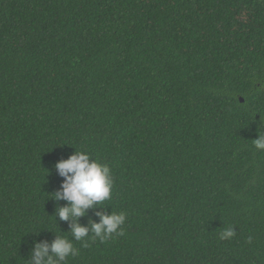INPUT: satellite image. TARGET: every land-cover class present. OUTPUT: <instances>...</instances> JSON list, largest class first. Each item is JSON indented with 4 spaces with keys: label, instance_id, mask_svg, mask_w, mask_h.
I'll return each instance as SVG.
<instances>
[{
    "label": "trees",
    "instance_id": "trees-1",
    "mask_svg": "<svg viewBox=\"0 0 264 264\" xmlns=\"http://www.w3.org/2000/svg\"><path fill=\"white\" fill-rule=\"evenodd\" d=\"M262 118L264 0H0V264L70 238L75 150L114 181L81 225L127 219L67 264H264Z\"/></svg>",
    "mask_w": 264,
    "mask_h": 264
},
{
    "label": "clouds",
    "instance_id": "clouds-1",
    "mask_svg": "<svg viewBox=\"0 0 264 264\" xmlns=\"http://www.w3.org/2000/svg\"><path fill=\"white\" fill-rule=\"evenodd\" d=\"M257 139L253 146L257 151H264V118L257 125ZM55 171L63 178L60 190L51 195L57 202L65 201L63 207L57 206L52 216L61 221L70 222V238L67 235H57L49 244L47 241H37L31 249L30 258L23 259L27 264H67L68 258L78 254L74 242H81L87 248L90 243L99 240L106 243L116 236H124L123 226L127 213L112 211L111 214L98 212L100 221L90 222L89 226L81 225L79 219L85 217L89 209L106 208L104 202L111 200L114 181L111 168L101 163L87 151H77L67 160H61L54 165ZM236 236L234 227L224 228L220 232V240H232ZM252 243V237H248Z\"/></svg>",
    "mask_w": 264,
    "mask_h": 264
},
{
    "label": "water",
    "instance_id": "water-1",
    "mask_svg": "<svg viewBox=\"0 0 264 264\" xmlns=\"http://www.w3.org/2000/svg\"><path fill=\"white\" fill-rule=\"evenodd\" d=\"M240 101L243 103V102H244V99H243V98H241V99H240Z\"/></svg>",
    "mask_w": 264,
    "mask_h": 264
}]
</instances>
